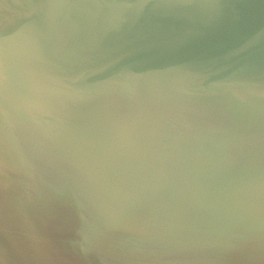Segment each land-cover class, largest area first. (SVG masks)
<instances>
[{
    "label": "water",
    "instance_id": "water-1",
    "mask_svg": "<svg viewBox=\"0 0 264 264\" xmlns=\"http://www.w3.org/2000/svg\"><path fill=\"white\" fill-rule=\"evenodd\" d=\"M0 264H264V0H0Z\"/></svg>",
    "mask_w": 264,
    "mask_h": 264
}]
</instances>
